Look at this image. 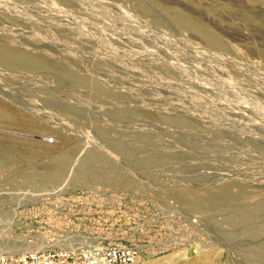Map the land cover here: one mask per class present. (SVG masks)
Returning <instances> with one entry per match:
<instances>
[{
  "label": "rangeland",
  "instance_id": "rangeland-1",
  "mask_svg": "<svg viewBox=\"0 0 264 264\" xmlns=\"http://www.w3.org/2000/svg\"><path fill=\"white\" fill-rule=\"evenodd\" d=\"M64 237L264 264V0H0V255Z\"/></svg>",
  "mask_w": 264,
  "mask_h": 264
},
{
  "label": "built area",
  "instance_id": "built-area-1",
  "mask_svg": "<svg viewBox=\"0 0 264 264\" xmlns=\"http://www.w3.org/2000/svg\"><path fill=\"white\" fill-rule=\"evenodd\" d=\"M64 238L68 239L23 252L3 253L0 264H138L140 261L138 250L120 240L97 244L76 237Z\"/></svg>",
  "mask_w": 264,
  "mask_h": 264
},
{
  "label": "bare ground",
  "instance_id": "bare-ground-1",
  "mask_svg": "<svg viewBox=\"0 0 264 264\" xmlns=\"http://www.w3.org/2000/svg\"><path fill=\"white\" fill-rule=\"evenodd\" d=\"M19 56V55H18ZM14 58V57H13ZM17 59V58H16ZM19 59V57H18ZM22 59V58H21ZM20 60V59H19ZM17 61V60H16ZM19 62V61H18ZM21 62V61H20ZM215 199V198H214ZM207 201V200H206ZM209 201V200H208ZM258 204V203H257ZM25 250H28V249H21V252L25 251ZM139 264V263H138Z\"/></svg>",
  "mask_w": 264,
  "mask_h": 264
}]
</instances>
